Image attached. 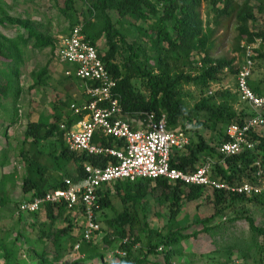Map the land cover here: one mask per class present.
<instances>
[{"label": "trees", "instance_id": "1", "mask_svg": "<svg viewBox=\"0 0 264 264\" xmlns=\"http://www.w3.org/2000/svg\"><path fill=\"white\" fill-rule=\"evenodd\" d=\"M52 1L55 2L61 14L69 20L67 33L69 34L71 29L79 24L82 26L86 41L96 46L100 58L117 81L113 94L119 99L126 118L136 117L139 112L154 111L159 117L162 114L166 115L168 128L180 126L195 134V139L184 151L173 154L171 160L173 167L190 171L197 165L203 164L206 159H213L211 168L213 178L231 184L255 181V162L259 160L264 167V127L260 134L253 136L256 142L255 147L243 149L236 155H224L218 152L205 139L201 128L215 133L218 145L226 140L224 128L231 122H242L246 115L235 109L232 103L234 95L230 90L218 89L210 93L209 88L212 83H222L227 75H236L238 72L235 68V58L216 57L214 52L219 45L218 31L224 29L228 33L234 22V30L237 31L234 38V51L237 52L238 57L243 60L246 47L260 39L262 47L254 49V59H264L262 51L264 19L256 16V7L251 5L252 1H256L259 6L258 11L262 14L264 0ZM203 3L208 6L206 22L201 16ZM131 27L135 29L140 39L131 36L133 34ZM5 30H14V36L7 35ZM102 40L107 47L105 51L98 46ZM243 41L246 44L243 45ZM56 42L55 38L42 32L36 22L27 17L11 15L4 6V2H0V60L11 77L19 76L29 47H50L53 51L60 46ZM50 67L51 61H48L47 65L37 72L33 88L45 84L46 77L51 76ZM195 68L199 69L197 74L192 73ZM69 69H74L72 64ZM64 79L80 81L74 76H65ZM186 85H194L199 91L198 100L193 108L188 107L184 100L182 91ZM261 87V84L257 82L255 92L261 93ZM0 96L4 95L0 94ZM83 100L84 97L81 100H60L59 104L62 103L63 107L68 106L70 112L66 115L61 111L54 113V120L49 123L43 120L28 121L22 141L23 146L29 144L37 147L43 140L57 138L60 149L57 148L52 152L54 161L60 167V163L73 164L75 170H67L66 176H62L75 180L84 176L86 164L105 165L107 162L106 157L71 152L64 142L65 130L61 129L60 125L65 121L67 127L71 128L82 119L81 115L73 114L71 104L75 102L80 104ZM13 102L15 116L17 114L15 105L18 100L14 98ZM54 106L58 109L57 103ZM15 121L16 118L12 119V122ZM1 134V140L6 143V130L2 129ZM219 137L222 138L218 139ZM95 141L113 146L119 143L112 137H97ZM20 150L22 151V148ZM21 151L20 154L25 155L24 159L28 160L30 171L23 177L24 199L13 201L3 191L8 180H15L16 171L9 178L2 176L0 180V192H5L0 195V205L3 208H10L12 217L19 212L21 202L34 200L36 197L44 196L50 190L64 186L63 177L56 180L53 178L55 175L43 176L42 167L31 170L30 165L38 161L31 158L26 150ZM114 188L122 208L116 211L111 198V188L98 189L100 206L95 209L94 215L95 220L100 222L102 220L98 217L99 212L112 207L116 211L114 217L105 220L108 229L104 239L108 246L119 243V248L124 250L126 255L118 262L110 264H150V262L175 264L173 263L175 258L184 255L183 241L191 238V234L186 232L187 227L178 226L176 223L178 213L184 202L197 200H206L205 204L213 206V214L196 220L202 225V230L209 233L223 232L227 224L225 220L214 227L211 225L217 217H223L230 211L234 212V217L228 219L229 223L246 218L253 233L246 250L249 253L253 251L252 249L260 252L258 261L264 264V226L257 225L256 218L251 215L250 208L246 205L252 203L257 208L264 209V195H236L217 190L208 193V190L202 186L183 184L173 186L165 179L117 181ZM155 189L160 191L161 198L165 200V203H162L165 204L168 212V221L161 229L149 228L148 223L140 219L143 204ZM201 203L197 208L201 207ZM221 205L224 206L219 207ZM45 208L50 225L45 228L41 223L38 237L49 239L56 255L50 259L47 248H44L43 252L38 254L36 264H55L63 258L61 251L64 242L62 240L71 232L73 220L70 215H65L67 225L59 228L55 224L66 214V208L54 205H46ZM19 214L22 217V213ZM138 223H142V226L138 227ZM136 228L137 231H135ZM22 236L23 234L18 233L9 244L0 243V252L5 264H15L16 259L21 256L18 255L17 241L22 239ZM261 236L262 243L259 239ZM126 237H129L128 243L123 242ZM138 243L142 246L135 249L134 246ZM74 246L75 243L72 241L68 248L74 249ZM81 252L84 255L83 258L87 260L103 257L99 247L92 241L87 243L86 248H82ZM150 255L155 257L154 260L149 258ZM231 258L228 256L226 262L222 264L233 263ZM161 260L163 263H160ZM212 262L214 261L209 263Z\"/></svg>", "mask_w": 264, "mask_h": 264}, {"label": "rangeland", "instance_id": "2", "mask_svg": "<svg viewBox=\"0 0 264 264\" xmlns=\"http://www.w3.org/2000/svg\"><path fill=\"white\" fill-rule=\"evenodd\" d=\"M1 1L4 2V6H6L11 15L30 18L33 22L37 23L42 32L55 38L57 40L56 43H59V45L62 39L68 34L66 30L70 25L69 20L61 14L55 2L52 0H0V2ZM251 5L256 7V16L264 19V13L261 14L258 11V3L252 1ZM207 10L208 6L203 3L201 7V16L204 22L207 21ZM210 14L213 18V13L211 12ZM130 30L133 31L131 35L133 38L137 37L140 39V36H138L134 28L131 27ZM4 32L9 36H14L15 34L14 30H5ZM236 34L237 31L234 30V22L231 24L228 33H226L224 29H220L217 33V42L219 45L214 52V56H226L229 59L235 58V68L238 69L243 60L240 59L237 52L234 51V38ZM141 39L144 40L143 38ZM243 43L244 42H242V44ZM98 46L104 51L107 48L103 40L99 42ZM57 49L58 47L52 51L50 47H29L24 56V66L21 67L19 76L16 78L10 76L2 60H0V94L4 95L0 96V137L2 136V129L6 130L7 135L6 143L0 138V180L2 176H6V179L9 178L11 174L16 171L15 180H8L3 190L13 201L24 199L22 189L23 177L26 172L30 173L28 160L26 161V159H24L25 155L22 153L20 154V148H22L21 152L26 150V153H28L31 158H35V160L38 161L35 164L29 165L31 170H36V167L37 169L38 167H42L43 176H48L49 174L55 175L53 178L58 180V178H62V175L66 176L67 170H75V166L71 163H65L64 165L60 163L62 169H59L61 167L54 161L52 152L57 148L60 149L59 143H57L58 139L55 137L43 140L37 147L29 144L22 145L28 121L43 120L49 123L54 120V113L61 111L66 115L70 112L68 106L63 107L62 103L59 104L60 100H81L83 98L82 82L64 79L66 76L65 72L67 69L71 68V64L58 58ZM48 61H51V76L46 77L44 85L34 86L33 88L32 86L36 81L37 72L45 67ZM193 72L197 74L199 69L195 68L192 70V73ZM252 80L253 86H257V82H259L262 86L261 90L264 92V59L256 58ZM218 89H228L233 93L234 98L232 99V103L237 111L249 110V107L240 100L241 96L237 89L236 75H227L222 83H212L209 88V90L213 92ZM182 92L187 106L193 108L194 103L198 100V89H196L194 85H186ZM14 98L18 100V103L15 105L17 109V114L15 116ZM56 103L58 109L54 106ZM14 118H16V121L12 122ZM62 123H65V121ZM201 133H203L205 139L212 146L217 145L218 140L215 133L205 128H201ZM2 162L4 164H2ZM4 193L0 192V195ZM208 193H211V191L208 190ZM111 195L116 211L120 210L122 205L119 202L115 188L111 192ZM161 196L160 191L155 189L154 193L145 200L142 207L143 209L140 212V219L147 222L149 228L152 229H161L168 221V212L165 204L162 203H165V200H163ZM204 201L206 200L184 202L182 209L178 213L176 223H178V226H186V232L191 234V238L183 241L182 251H184V255L176 257L173 263L222 264L226 262L228 256H231L233 260L231 264H260L258 261L260 252L252 249L253 251L249 253L246 250L253 235L246 218H240L235 222L229 223L228 219L234 217V212L230 211L223 217H217L211 225L214 227L225 220L227 224L222 233H209L202 230V225L196 220L214 213L213 206L205 204ZM200 203L201 207L197 208ZM246 205L250 208L251 215L256 218L257 225L261 227L264 226V209H260V207L257 208L252 203ZM223 206L224 205H221L219 207ZM115 209L113 207L108 208L98 214L99 219L102 220L100 221L102 231L93 242L96 241L95 243L99 247V251L103 254V257H98L96 260H87L83 258L84 255L81 249L86 248L87 243L82 244L81 248L78 250L68 248L72 241L76 244L77 241L81 239L84 227V219L80 218L79 214L74 215L73 213H68L72 219L74 218L73 228L68 235L63 237L62 241L64 243L61 251L63 258L55 264H109L110 261L114 263L118 262L121 258L116 252L119 243H116V245L110 248L104 239L108 229L105 220L115 216ZM19 215L20 214L16 212L12 217L11 209L3 208L0 205V243L9 244L12 239H15L18 233L23 234L22 239L17 241L19 247L18 255L21 256L16 259L15 264H36L37 256L43 252L44 248H47L49 258L53 259L56 252L52 242L49 239L38 237L41 223L45 228L50 225L45 216V211H43V213L41 211L35 214H22V217ZM65 215L66 214L57 220L55 226L62 228L67 225L64 219ZM75 219L79 220L76 222ZM173 224H175V222H173ZM140 226H142V223H138V227ZM135 231H137V228ZM146 234L147 233H145V235ZM259 239L260 243H262V236ZM140 246H142V244H140ZM152 260H154L153 257ZM210 261L214 262L209 263ZM0 264H5L1 252Z\"/></svg>", "mask_w": 264, "mask_h": 264}, {"label": "built area", "instance_id": "3", "mask_svg": "<svg viewBox=\"0 0 264 264\" xmlns=\"http://www.w3.org/2000/svg\"><path fill=\"white\" fill-rule=\"evenodd\" d=\"M81 25H75L57 49L60 60L72 64L74 69L66 70V76H74L82 82V103L71 104L74 115L82 119L68 128L60 125L64 142L74 153L106 157L105 165L86 164L84 176L78 180L64 178V186L48 191L42 197L23 201L19 213H36L46 205L63 206L68 212H80L85 217L84 240L90 241L99 231L95 220V209L100 206L98 189L112 188L117 181L168 180L177 183L203 186L213 190L250 196L264 192L263 169L257 164L258 184L231 185L211 176L212 160L207 159L194 170L185 171L173 167L172 156L183 151L193 140L192 132L182 127L168 128L165 114L139 112L136 117L126 118L113 94L117 81L111 75L96 46L86 41ZM248 49L245 61L239 70L237 81L242 99L250 102L255 109H264V96L255 94L248 85L254 62ZM264 124L261 114L247 118L242 124H232L228 130L229 141L220 148L221 153L236 155L245 148H253L251 130ZM97 137H112L119 143L107 145L95 141ZM77 244L75 249H79Z\"/></svg>", "mask_w": 264, "mask_h": 264}, {"label": "clouds", "instance_id": "4", "mask_svg": "<svg viewBox=\"0 0 264 264\" xmlns=\"http://www.w3.org/2000/svg\"><path fill=\"white\" fill-rule=\"evenodd\" d=\"M244 42V41H243ZM262 42H261V40L260 39H257V41L255 42V43H253V44H249L247 47H246V53H247V51H248V49H250V51L252 52V56H251V58H252V60H253V62H254V65H253V69H252V74H251V76L248 78V85H249V87L251 88V90L255 93V94H257V95H259V96H264V93H257V92H255V90H254V88H253V86H252V82H253V80H252V77H253V73H254V67H255V59H254V57H255V53H254V49H259V48H261L262 46L260 45ZM244 44H246L245 42L243 43V45ZM264 50V49H263ZM262 50V51H263ZM246 53H245V55H244V57H243V62H242V64H241V66L238 68V72L236 73V77H238V73H239V70L241 69V67H242V65H243V63H244V61H245V56H246ZM200 65V64H199ZM227 71V70H226ZM237 89H238V93L240 94V96H241V98H240V100L245 104V105H247L248 107H249V110L247 111V110H242V113L243 114H246L245 116H244V119H243V121L242 122H231L229 125H227L225 128H224V135L226 136V140L224 141H222L221 143H219L218 145H214L213 147L219 152L220 151V148H221V146H222V144L224 143V142H227V141H229L230 140V138H229V136H228V133H227V130H228V128L232 125V124H240V125H242L246 120H247V118H249L250 116H253V115H257V114H261V116L264 118V109H255V108H253V106L250 104V102H248V101H244L243 99H242V95H241V92L239 91V88H238V81H237ZM210 93H213V91H210ZM84 97V96H83ZM242 114V115H243ZM264 127V124L262 125V126H260V127H258L257 129H255V130H251V132H250V140L254 143V147H255V145H256V142L253 140V136H255L256 134H260V132H261V130H262V128ZM192 135H193V140L195 139V137H194V134L192 133ZM217 136V135H216ZM222 137H219L218 139H221ZM192 140V141H193ZM192 143V142H191ZM190 143V144H191ZM253 147V148H254ZM253 148H251V149H253ZM245 149H249V148H245ZM184 151V150H183ZM221 153V152H220ZM223 154V153H222ZM224 155H226V154H224ZM172 158H173V156H172ZM202 160H204V159H202ZM207 160V159H206ZM212 160V162H213V159H211ZM256 163H260V165H261V167H262V169H263V171H264V167H263V165L261 164V162L259 161V160H257L256 162H255V167H256V171H257V164ZM213 164V163H212ZM222 164L223 165H225V162L224 161H222ZM197 166H199V165H197ZM211 168H212V166H211ZM256 171H255V181L254 182H248V181H243L242 183H240V184H231V183H229V184H231V185H237V186H240V185H243V184H245V183H248V184H253V185H256V184H258L259 182H258V179H257V177H256ZM211 174H212V172H211ZM66 178V177H65ZM215 179V178H214ZM263 179H264V172H263ZM217 180H219V179H217ZM124 181V180H123ZM219 181H222V180H219ZM63 182H64V179H63ZM223 182H225V181H223ZM228 183V182H227ZM177 184H182V183H177ZM176 184V185H177ZM183 185H191V184H183ZM173 186H175V185H173ZM194 186H197V185H194ZM203 187V186H202ZM59 188V187H58ZM110 188V187H109ZM204 188H206V187H204ZM105 189H107V188H104V189H102V190H105ZM113 189H114V186L111 188V190L113 191ZM207 190H210V191H216V190H213V189H208V188H206ZM111 191V192H112ZM217 191H224V190H217ZM224 192H226V191H224ZM227 193H230V192H227ZM230 194H236V195H243V194H239V193H230ZM245 195H247V194H245ZM258 195H264V192L263 193H261V194H258ZM247 196H250V195H247ZM253 196H255V195H253ZM41 210H46V208L44 207V208H42ZM40 210V211H41ZM40 211H38V212H40ZM38 212H36V213H38ZM68 213H72V212H68L67 211V209H66V215H68ZM23 214H26V213H23ZM31 214H33V213H31ZM35 214V213H34ZM77 214H79L80 215V218H82V219H84V227H83V230H82V237H81V239L79 240V241H77V243L75 244V246L77 245V244H79L80 245V247H79V249L81 248V246H82V244H86V243H89V242H93V240L97 237V235L99 234V233H101V231H102V229H101V224H100V222H98L99 224H100V229H99V231H97L94 235H93V238L90 240V241H85L84 240V228H85V217H84V215H82L80 212L78 213V211H75L74 212V215H77ZM82 216V217H81ZM72 220H74V218L72 219ZM79 219H75V221L77 222ZM128 238L129 237H126L124 240H123V242H125V243H128L129 242V240H128ZM96 241H94L93 243H95ZM96 244V243H95ZM114 245H116V244H113L112 246H109L110 248H112ZM75 246H74V250H78V249H75ZM138 247H140V243H138V244H136L135 246H134V248L135 249H137ZM116 252L118 253V255H119V257H124L125 255H126V252L124 251V250H122V249H120L119 247H117V249H116ZM152 257L153 258H155L153 255H150L149 256V258L152 260ZM159 262V261H158ZM237 262V261H236ZM110 263H112L111 261L109 262V264ZM160 263H163L162 261L160 262ZM150 264H152V262H150Z\"/></svg>", "mask_w": 264, "mask_h": 264}, {"label": "crops", "instance_id": "5", "mask_svg": "<svg viewBox=\"0 0 264 264\" xmlns=\"http://www.w3.org/2000/svg\"><path fill=\"white\" fill-rule=\"evenodd\" d=\"M252 86H253V84H252ZM253 88H256V86H253ZM261 93H264V92H261ZM63 178H64V176H62ZM63 178H61V179H63ZM42 211V213H43V211H45V216H46V210H41ZM40 211V212H41ZM38 222V221H37Z\"/></svg>", "mask_w": 264, "mask_h": 264}]
</instances>
